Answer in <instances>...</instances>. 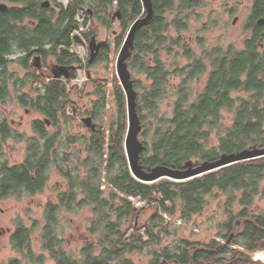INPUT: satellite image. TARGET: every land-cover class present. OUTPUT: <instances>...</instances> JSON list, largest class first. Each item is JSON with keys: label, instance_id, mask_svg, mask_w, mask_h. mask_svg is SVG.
Returning a JSON list of instances; mask_svg holds the SVG:
<instances>
[{"label": "trees", "instance_id": "obj_1", "mask_svg": "<svg viewBox=\"0 0 264 264\" xmlns=\"http://www.w3.org/2000/svg\"><path fill=\"white\" fill-rule=\"evenodd\" d=\"M10 1L15 5L0 10V105L7 103L6 98L15 97L22 106L45 118L34 119V135L25 136L15 130L12 134L7 119L0 117L1 142L11 137L26 142L21 162L0 163V198L42 193L48 180V168L56 167L67 184L64 190L57 192L55 202H45L40 237L42 249L48 252L54 264H133L125 258L126 254L142 252L154 241L160 244L162 234L171 233L164 224L163 214L173 216L178 210L179 217L188 221L204 210L208 195L214 191L225 198L227 231L221 238L226 242L212 238L208 242L182 240L174 248L160 245V250L153 251L149 264H170L172 260L175 264H262L254 261L249 253L258 249L264 252V209L252 212L255 199L264 197L261 186L264 155L185 181L136 179L130 172L124 148L128 128L126 98L113 72L110 96L116 106L115 118L105 126L97 124L95 129L82 124L83 134L67 137V145L79 143L82 151L64 150L59 157L58 147H55L59 132L50 134L45 126L49 122L58 127L61 119L70 121L76 106L68 98L69 93L62 90V80L48 79L51 77L48 73L40 76L37 71L41 73L42 68H34L31 59L41 55L44 61L53 56L59 62H76L78 67L70 79L77 77L79 68L88 66L78 55H66L61 49L69 48L73 34L80 31L82 19L78 20L77 16L83 18L86 14L85 0H69L65 5L53 0L57 8H44L40 0ZM152 4L153 17L136 31L125 60L136 92L135 111L142 130L140 141L144 147L139 155L142 169L149 171L159 165L183 169L189 163L214 161L221 154L264 148L262 27L255 24L251 16L247 23L252 33L241 47L233 44L206 47L202 38L197 39L200 52L195 53L186 45L182 32L189 29L191 20L198 16L196 10L200 1L152 0ZM260 4L254 7L256 16ZM90 8L93 11L90 18L97 17L105 27L111 26L114 11L121 12L116 51L132 22L146 12L141 0H93ZM215 21L214 18L210 23L214 25ZM93 32L89 29L86 37ZM15 51L24 52L16 60L26 70L24 79L7 69L11 62L8 55ZM177 57H184L187 62L179 67ZM172 66L170 71L168 67ZM202 74L205 75L204 85L191 99V82ZM176 77L180 78L177 83L173 81ZM91 82L95 97L91 108L85 112L92 119L102 121L108 101L106 84L95 79ZM27 83H41V86L32 93L11 94V89L14 92L13 89H21ZM172 94L175 97L166 113L161 110V102ZM223 111L232 115L227 125ZM131 197L156 209L143 227V234L134 222L145 205L136 206ZM83 208L89 210L91 220L87 227L89 237L78 260L63 249L58 217L60 211L75 213ZM125 221L133 222L131 230L122 229ZM9 242L20 255L9 260V264L42 263V255L33 258L31 229L21 221L16 222Z\"/></svg>", "mask_w": 264, "mask_h": 264}, {"label": "rangeland", "instance_id": "obj_2", "mask_svg": "<svg viewBox=\"0 0 264 264\" xmlns=\"http://www.w3.org/2000/svg\"><path fill=\"white\" fill-rule=\"evenodd\" d=\"M58 1L65 5L69 0ZM199 1L200 6L196 10L198 16L195 19L191 20L190 28L182 32L185 43H188L186 45H188L195 53L200 52V45L197 42V39L202 38L204 39V46L206 47H211L216 44L221 46L233 44L235 47H241L243 40L249 36V32L244 28L245 20L247 17L246 12H248V9L244 8L242 2L244 0ZM0 2L8 5L12 4L10 0H0ZM239 2V5L242 9L237 10V8L233 5ZM84 3V9H86L90 7V5L93 3V0H85ZM51 6L57 8L54 4H52ZM248 6L249 2H247V7ZM232 8H235V10L230 12ZM235 17L236 20H234ZM79 18L81 17L79 16ZM214 18L216 19V21L213 25L212 23H210V21ZM233 20L235 21L234 23ZM85 29L94 30L96 34V40L104 42L106 49H104L99 59L97 56L91 64H88L87 67L79 68V70L77 71V77L74 80L68 82L62 81V83H66L65 92L69 93L68 98L75 104L76 107H74L73 111H75L76 109L77 114H75L74 112L73 118L67 122L64 121V119H61L58 127H55L50 123L46 124L45 126L46 130L50 134L56 132V130H58L59 132L57 137L58 140L55 143V147H58L59 157L61 152L64 150L65 152L82 151L79 143L67 145V137L71 135H81L84 133L85 129L82 127V122L79 117L80 115L84 114L86 109L91 108V102L95 97L94 94H92V92L94 91V85L91 82L92 79H95L98 82H102V84H106L108 100L106 103V111L103 120L98 121L96 119L94 121L97 124L101 123L105 126L113 118H115L116 114V106L111 101L110 87L113 72H116V58L121 48L120 47L117 51L115 49L116 39L120 33L119 21L116 19L111 23L110 27H105L101 24L99 19L94 16L89 19V22L87 23V27ZM75 33H78L79 35L80 32L77 31ZM83 43L84 42H73L71 50L72 53L78 55V57L84 63V61L87 62L89 53L87 45ZM131 48L129 49L130 51ZM22 55H24V52L20 51H15L8 55V59L11 62L8 64L7 69L15 75H18L22 77V79H24L26 70L23 69L18 62H16L17 58L22 57ZM53 58V56H48L45 61L40 60L42 70H49L50 68L54 67L55 60ZM177 59L178 57L176 58V60ZM32 60L33 57L31 61ZM178 60L180 62V64L178 65L179 67H182L184 63L187 62V59L184 57L179 58ZM41 68L38 69L40 70ZM168 68H170V71H172L173 66ZM37 72L40 74V76H42L39 71ZM174 80L175 83H177L179 82L180 78L176 77L173 79V81ZM204 82V74L199 75L196 80L191 82V87L193 89V95L191 96V99H193L194 96L201 90ZM74 85H77L78 88H72L74 87ZM40 86L41 83H27V85L22 87L21 89H13L14 92H12L11 89V94H20L24 92L32 93L36 91V88H40ZM236 94L238 93H233V95ZM174 97L175 95L172 94L171 98H165L161 102L162 111H165L166 113L170 111L169 103ZM6 100L7 103L5 105H0V117H5L7 119L10 124L11 133L13 134V132L17 131L19 133H23L25 136L34 135V132L32 130V121L37 118L44 119L45 117L34 110L22 106V104H20V101L16 100L15 97H8L6 98ZM68 111L71 112L70 110ZM223 117L224 123L226 125L231 122L232 115L229 112L223 111ZM139 126L140 129L138 132V139L141 140L140 133L142 130L140 122ZM215 142L216 140L212 138V144H215ZM25 152L26 142L17 141L12 137L6 138L5 142H1L0 138V163L2 161H6L9 164H17L23 160ZM81 156L83 157V153H81ZM47 177L48 180L42 193L33 196L21 195L20 197L10 196L0 199V209L4 211L2 213L0 212V225L12 227L13 223H15L16 221H21L31 229V249L34 253L33 258H37L40 255H42L43 257L42 263L39 262L35 264H54V261L50 258L48 252L42 249L40 239L41 230L44 223L43 208L46 201L55 202L57 199V192L60 190H64L67 184L62 175L58 173L54 165L48 168ZM261 186L262 188H264V180L262 181ZM207 200L208 204L205 206L204 210L200 214L194 215L188 221H183L179 217L178 210L173 216H170L168 214L167 218L163 216L164 224L168 225L171 233L167 234L164 232L162 234L160 244L154 241L153 243H149V247H146L142 252L126 254L125 258L130 259L133 264H149L151 259H153L154 257L153 251L160 250L159 248L161 246H170L171 248H174V246L176 244H179L182 240L208 242L212 238L221 243L226 242V240L221 238L222 234L226 233L227 231V229L224 227V223L227 217L224 214L223 209L225 200L224 195L220 194V192L214 191L212 194L208 195ZM134 201L135 205L138 207L145 205L144 211L137 218V221L134 222L135 226L141 228L140 234H143V227L147 226L151 215L155 213L156 209H151L150 207H148V204L143 203L144 201H137L136 199ZM237 207L238 206L235 205L234 209L236 210ZM262 209H264V197L258 196L252 205V212H259ZM90 220L91 214L87 208H83L75 213L60 211L58 217L60 236L63 239V249L68 254H72L73 258H76L78 260L80 258L81 248L89 237L87 227L88 224H90ZM132 223V221H125L122 223L121 227L124 230H131ZM7 238L8 237H6L5 240L3 239V245L0 246V261L4 264L9 258H13L15 256L20 258V255L12 249L11 245L9 244V239ZM144 239L146 240L147 238L144 237ZM231 247L234 248L235 246ZM258 252H263V250L258 249L256 251L250 252L249 255L253 259V255ZM259 262L264 264V261ZM170 264L175 263L172 260Z\"/></svg>", "mask_w": 264, "mask_h": 264}, {"label": "water", "instance_id": "obj_3", "mask_svg": "<svg viewBox=\"0 0 264 264\" xmlns=\"http://www.w3.org/2000/svg\"><path fill=\"white\" fill-rule=\"evenodd\" d=\"M143 7L145 9V14L136 18L132 24L130 25L129 30L127 31L123 42L121 44V48L119 50V54L116 58L115 69L116 75L119 80V84L121 85L127 105V116H128V130L125 136L124 148L125 154L128 160V165L131 174L138 180L143 182H154L161 178H169L175 181H184L196 177L198 175L213 171L215 169L227 166L232 163H236L239 161L256 158L264 155V148L261 149H245L237 153H229V154H221L220 157L214 161H204L198 164L189 163L183 169H176L173 167H168L164 165L155 166L149 171L142 169L139 164V155L143 149L142 142L138 139V132L140 129L138 116L135 111L136 102V92L132 87V82L130 80V74L127 70V64L125 60L129 57L130 48L132 47V42L135 37V33L138 29L149 23L153 17L154 10L152 0H141ZM41 6L48 8L50 6L49 0H42ZM7 9V5L4 3H0V10L5 11ZM92 9L87 8L86 14L82 20V28L87 26L89 21V17L92 14ZM120 20L121 12L119 10L114 11L112 14V20ZM235 21L233 20V23ZM259 23H264V17L258 19ZM74 39L76 42H81V39L76 33L74 35ZM101 44L100 42H96L94 36H92L89 40V58L88 64H91L98 55V51ZM63 52H67V49H62ZM33 65L37 68H40V56H35L33 59ZM68 67L63 65H56L55 68L52 69V73L55 78L60 77L62 74L67 76ZM62 89L66 90V83H62ZM81 122L86 125L88 128L95 129L96 123L92 121L90 116L82 117ZM230 239H228L227 243H229Z\"/></svg>", "mask_w": 264, "mask_h": 264}, {"label": "flooded vegetation", "instance_id": "obj_4", "mask_svg": "<svg viewBox=\"0 0 264 264\" xmlns=\"http://www.w3.org/2000/svg\"><path fill=\"white\" fill-rule=\"evenodd\" d=\"M41 1H42V0H40V5H41ZM49 1H50L51 3H54V5H58L57 2H55V1H53V0H49ZM242 2H243V5H244V8H247V9H248V12H246L247 17H246L245 24H244V28H245V30L249 32V35L252 33V29H249V28H248V26H249L250 24L247 23L248 20L251 18V16H252V21H253L255 24H257L258 26H261L262 29L264 30V23H259V22H258V19H259V18L264 17V0H244V1H242ZM247 2H249V6H248V7H247ZM260 2H261V4H260V6H259V10H258V13H259V14L256 16V14L253 13V10H254V7H255L256 3H260ZM0 3H1V2H0ZM239 4H240V2L237 3V4H235V5H233V6H235V7L237 8V10L242 9L241 6H240ZM6 5H7L8 7H10V6H13V5H15V4L12 2L11 5H8V4H6ZM233 10H235V8H232V9L230 10V12H232ZM252 13H253V15H252ZM111 20H112V16H111ZM234 20H236V17H235ZM114 21H115V20H112V22H114ZM82 30H83V31H81V32L79 33V35H80V37H81V39H82V42H84L83 44L87 45V49H88V53H89L88 42H89V40H90V38H91L92 36H95V37H96V34H95V32H93V33H91V34L88 36V38H87V37H86V34L89 33V29L86 30L85 28H83ZM74 34H75V33H74ZM74 34H73V36H74ZM73 42H75L74 37H73V39H72V43L70 44V47H69V48H65V49L68 50L67 52H64L66 55H69L70 53H72L71 46H72ZM82 42H78V43H82ZM97 42H101V43H100L101 46H100L99 51H98V56H101L102 53H103V51H104V49H106V47H105V43L102 42V41H99V40H97ZM76 43H77V42H76ZM73 54H74V53H73ZM9 55H10V54H9ZM40 57H41V55H40ZM53 59L55 60V61H54V67H53V68H55L56 65H63V66H65V67H68V69H69V70H68V76H67V77H64V76L62 75L60 78H54L53 75H52V71H51L53 68H50L49 70H42V72H41L42 76H43V74L45 75V73H48V75H51V77H48V79H58V80H62V81H65V82L72 81V80L75 79V78H71V79H70V76L73 74V72H74V71L76 70V68L78 67V66H77L78 64H77L76 62H71V61L59 62L57 59H55V57H54ZM40 60H43L42 57H41ZM43 61H44V60H43ZM40 68H41V67H40ZM37 69H38V68H37ZM75 114H77L76 111H75ZM84 116H88V114H87L86 112H84V114H83V115H80L79 118H82V117H84ZM48 123H49V122H48ZM48 123H47V124H48ZM4 198H6V197H4ZM0 199H3V198H0ZM0 212L2 213V212H4V211L0 209ZM16 222H17V221H16ZM16 222L13 223L12 227L4 226V225H0V246L3 245V239L5 240L6 237H8L7 239H9V241H10V235H11V233L15 230ZM9 244H10V242H9ZM15 257H16V256H15ZM13 258H14V257H13ZM18 258H19V257H18ZM11 259H12V258H9V259L5 262V264H9V260H11ZM0 264H4V263H2V262L0 261Z\"/></svg>", "mask_w": 264, "mask_h": 264}, {"label": "built area", "instance_id": "obj_5", "mask_svg": "<svg viewBox=\"0 0 264 264\" xmlns=\"http://www.w3.org/2000/svg\"><path fill=\"white\" fill-rule=\"evenodd\" d=\"M132 199V198H131ZM134 200V199H132ZM163 216L165 218H167V215L166 214H163ZM253 259L254 260H259V261H264V252H258L256 254L253 255Z\"/></svg>", "mask_w": 264, "mask_h": 264}, {"label": "bare ground", "instance_id": "obj_6", "mask_svg": "<svg viewBox=\"0 0 264 264\" xmlns=\"http://www.w3.org/2000/svg\"><path fill=\"white\" fill-rule=\"evenodd\" d=\"M2 3V2H1ZM5 4V3H4ZM7 8H8V6H7ZM45 8V7H44ZM75 35V34H74ZM74 37V36H73ZM76 42V41H75ZM61 49H65V48H61ZM36 56H38V55H36ZM88 62V61H87ZM32 65H33V61H32ZM34 66V65H33ZM34 67H36V66H34ZM37 68V67H36ZM52 71V70H51ZM52 75H53V73H52ZM63 75V74H62ZM61 75V76H62ZM60 76V77H61ZM64 76V75H63ZM67 76H68V73H67ZM67 76H64V77H67ZM53 77H54V75H53ZM60 77H58V78H60ZM55 78V77H54ZM63 90V89H62ZM64 91V90H63Z\"/></svg>", "mask_w": 264, "mask_h": 264}]
</instances>
